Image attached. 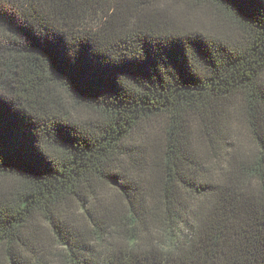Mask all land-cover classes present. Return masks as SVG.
Instances as JSON below:
<instances>
[{"label":"trees","instance_id":"16d2710c","mask_svg":"<svg viewBox=\"0 0 264 264\" xmlns=\"http://www.w3.org/2000/svg\"><path fill=\"white\" fill-rule=\"evenodd\" d=\"M0 264H264V0H0Z\"/></svg>","mask_w":264,"mask_h":264}]
</instances>
